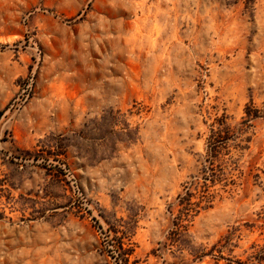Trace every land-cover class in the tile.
Here are the masks:
<instances>
[{"label":"rangeland","instance_id":"obj_1","mask_svg":"<svg viewBox=\"0 0 264 264\" xmlns=\"http://www.w3.org/2000/svg\"><path fill=\"white\" fill-rule=\"evenodd\" d=\"M0 264H264V0H0Z\"/></svg>","mask_w":264,"mask_h":264},{"label":"trees","instance_id":"obj_2","mask_svg":"<svg viewBox=\"0 0 264 264\" xmlns=\"http://www.w3.org/2000/svg\"><path fill=\"white\" fill-rule=\"evenodd\" d=\"M188 196H190V195H188ZM186 198H187V197H186ZM187 199H189V197H188Z\"/></svg>","mask_w":264,"mask_h":264}]
</instances>
